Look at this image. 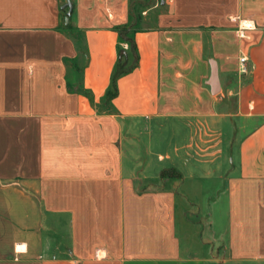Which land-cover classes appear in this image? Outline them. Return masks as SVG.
<instances>
[{
    "label": "crops",
    "instance_id": "1",
    "mask_svg": "<svg viewBox=\"0 0 264 264\" xmlns=\"http://www.w3.org/2000/svg\"><path fill=\"white\" fill-rule=\"evenodd\" d=\"M67 1L0 0V264H264V0Z\"/></svg>",
    "mask_w": 264,
    "mask_h": 264
},
{
    "label": "rangeland",
    "instance_id": "2",
    "mask_svg": "<svg viewBox=\"0 0 264 264\" xmlns=\"http://www.w3.org/2000/svg\"><path fill=\"white\" fill-rule=\"evenodd\" d=\"M154 13H156V12L151 13L152 17L154 16ZM149 16H150V14H148V16H147L148 17V20L146 21L147 23H151V20H150L151 18ZM172 127L173 126H171L170 129H166L163 132V134H162L164 139H165V142H164V144H162V146L160 147L159 150H162L163 152H166L167 150H169V151L172 150V149H167V147H169V145H170V142L175 137V134L173 133V128ZM149 139H150L149 137L145 136L146 142ZM171 153H172V151H171ZM173 155H174V153H173ZM169 173L173 174V175L175 174V173H173V171H169ZM212 183H213V185L218 184L216 182H212ZM198 184H199V182L195 183V190H193V192L196 193V195L199 196V202H200V205H202V208L203 209H207V212L209 214V219L212 218L214 220L215 218L217 219L219 217V219H220L219 228H220V230H222L223 227H224L223 226L224 209L222 207H220L219 203H216L217 202V197H214V196H217V192L214 191V190H208V191H205V192L201 191V189H199ZM220 208L222 210H220ZM197 216H199L198 213L194 215V217H197ZM199 217L200 218H198L199 219V221H198L199 223L198 224H199V227H200V230H201V236L208 239V238H210V234H211V231H210V228H209V219H208L206 213H202L201 216H199ZM184 236H186V234H184ZM221 253L223 254L224 250L221 251Z\"/></svg>",
    "mask_w": 264,
    "mask_h": 264
},
{
    "label": "trees",
    "instance_id": "3",
    "mask_svg": "<svg viewBox=\"0 0 264 264\" xmlns=\"http://www.w3.org/2000/svg\"><path fill=\"white\" fill-rule=\"evenodd\" d=\"M135 8H137V10H139V6H136ZM65 16V15H64ZM64 21V20H63ZM66 26V25H65ZM71 25L69 24L67 26V29L71 30ZM138 28H141V26L138 23L135 24H127V25H123L119 27V30L121 32V37L127 41H129L131 47L133 45V35L135 30H137ZM73 32V31H72ZM70 35H72L74 38H76L77 40L80 39L79 36H75V34L73 35L72 33H70ZM130 54L124 53L121 55L119 62L117 63L114 73L112 75V83L110 88L108 89L107 93H106V99H113L116 95H117V80L118 78L127 73L128 71H130L137 63V61L133 62L130 64Z\"/></svg>",
    "mask_w": 264,
    "mask_h": 264
},
{
    "label": "water",
    "instance_id": "4",
    "mask_svg": "<svg viewBox=\"0 0 264 264\" xmlns=\"http://www.w3.org/2000/svg\"><path fill=\"white\" fill-rule=\"evenodd\" d=\"M62 9L66 10V15H65V25H68L70 23V17L73 13V4L71 1H67L62 5ZM212 64V76H211V81L210 84L213 88L214 92H218L220 90V82H219V75H218V68L217 64L214 60L211 61Z\"/></svg>",
    "mask_w": 264,
    "mask_h": 264
},
{
    "label": "built area",
    "instance_id": "5",
    "mask_svg": "<svg viewBox=\"0 0 264 264\" xmlns=\"http://www.w3.org/2000/svg\"><path fill=\"white\" fill-rule=\"evenodd\" d=\"M245 61H246V58L245 57H242L241 58V62L243 63V65H244Z\"/></svg>",
    "mask_w": 264,
    "mask_h": 264
}]
</instances>
